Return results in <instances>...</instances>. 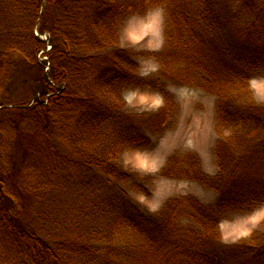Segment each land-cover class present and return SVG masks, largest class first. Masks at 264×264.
Segmentation results:
<instances>
[{
    "label": "trees",
    "instance_id": "16d2710c",
    "mask_svg": "<svg viewBox=\"0 0 264 264\" xmlns=\"http://www.w3.org/2000/svg\"><path fill=\"white\" fill-rule=\"evenodd\" d=\"M159 6L165 49L122 48L124 22ZM146 55L158 73L141 75ZM261 72L264 0H0V264H264L263 233L227 244L220 230L228 212L264 204V102L250 87ZM168 84L216 96L217 173L186 153L159 176L219 196L152 213L120 157L168 127ZM142 87L166 105L128 112L126 90Z\"/></svg>",
    "mask_w": 264,
    "mask_h": 264
},
{
    "label": "crops",
    "instance_id": "0c3cea01",
    "mask_svg": "<svg viewBox=\"0 0 264 264\" xmlns=\"http://www.w3.org/2000/svg\"><path fill=\"white\" fill-rule=\"evenodd\" d=\"M163 22L164 15L163 10L160 7L152 8L144 14L133 15L129 17L124 22L119 32L120 46L122 48H134L138 51L143 52L161 51L165 46ZM140 63V73L142 76L152 75L159 71V63L157 62L140 61ZM194 89L195 88L186 85H167L168 92L178 103V109H176V111L173 107V113L170 122L175 115H177V121L178 116L181 113H187L186 120L188 123L185 124L190 125L192 121L194 122L193 134H195L197 130L199 133L202 130L203 124L201 123L202 118L200 116V114L202 113V109L201 107H199L198 109L196 107L184 108L182 107L181 103H183V98H188L191 95H196L197 97V92H195ZM124 97L126 100V108L128 112L141 113L143 112V110L158 111L164 107V95L159 90L153 87L129 88L126 90ZM143 104H147V106L144 108H140L143 107ZM168 127L164 130V132H167L171 126L169 128ZM190 127H192V125ZM210 130L211 128L209 127V131L207 132L208 135L206 136L205 151H201L198 148V145H196L197 141L194 135V137L189 138L185 143L179 145L178 147H175L173 151L168 152L164 160H158L157 158L152 157V155L147 151H134L130 155L132 164L131 167L133 168V170L146 172L148 173L147 175L153 173V175H156V178H158L160 182L163 183L164 188L173 187L177 189L176 191L168 194L166 198L185 195H194L199 197L202 192V189L200 187L202 186V184H200L199 182L186 179L161 177L159 176V173L164 167H166L172 156L192 153L198 156V158L200 159L202 170L206 174L215 175L217 173V166L216 159L214 157V144L211 143V136L213 133L211 134ZM154 199H152V202L155 201ZM151 210L156 209L155 207H152ZM263 210L264 208L256 209L246 219L249 223L253 220H261Z\"/></svg>",
    "mask_w": 264,
    "mask_h": 264
},
{
    "label": "rangeland",
    "instance_id": "374dc122",
    "mask_svg": "<svg viewBox=\"0 0 264 264\" xmlns=\"http://www.w3.org/2000/svg\"><path fill=\"white\" fill-rule=\"evenodd\" d=\"M159 7L163 10V15H164L163 23L165 27V19H166L165 10L163 6H159ZM165 46H166V42H165ZM165 46L162 50L165 49ZM144 61L157 62L159 63V70L161 68L160 61L153 56L146 55L142 57L141 62ZM191 87L195 88L194 90L195 92H197V97L196 95L195 96L191 95L188 98H183L182 99L183 103H181V105L184 108L196 107L198 109L199 107H201L202 113L200 114V116L202 118L201 123L203 124L202 125L203 127L200 133L197 130L196 133L193 134L194 122L192 121L191 124L189 123L190 125L185 124L188 123L186 120L187 113L183 112L178 116L177 121H176L177 115L174 116V118L172 119L169 125V127L170 126L171 127L170 128L168 127L169 129L167 132L158 135H152L151 142L148 146L140 147L136 149H128L125 152H123L120 157V162L125 167V169L137 173L140 176L137 179L138 183L143 184L147 188V193L140 192L136 188L135 189L131 187L129 188L130 195L133 197L134 200H136L138 203L141 204V206L145 211L152 213L160 211L169 199L175 198V197L166 198V196L176 191L177 189L173 187L164 188L163 183L160 182V180L156 178V175H153V173L147 175L148 173L146 172H139L133 170V168L131 167L132 165L130 158L131 153H133L136 150L147 151L152 155V157L157 158L158 160H164L168 152L173 151L175 147H178L179 145L185 143L189 138L194 137V135L197 141L196 145H198V148L201 151H205L206 136L208 135L207 132L209 131V127L211 128L210 130L211 134L213 133L211 136V143L214 144V148L219 138L220 130L216 128V104H217L216 96L203 91L197 86H191ZM250 87L255 100L257 102H264V72L257 74L255 77L251 79ZM172 100H173L174 109L176 111V109H178V103L176 102L175 99L172 98ZM166 103L167 100L164 97V105H166ZM146 106L147 104H143V107L140 108H144ZM144 111L145 112L148 111V113L157 112L156 110H152V111L143 110V112ZM191 125L192 127H190ZM142 177H147L148 179L146 180V178H142ZM200 187L202 189V192L199 195V197L198 196L195 197L205 204L208 205L214 204L219 196L218 193L215 190L210 189L204 185ZM176 197H180V196H176ZM152 199H154L155 201L152 202ZM152 207H155L156 210H151ZM258 208H264V204L257 206L251 211L236 210V211L228 212L220 222V230H221L223 242L227 244L236 243L242 239L250 237L254 232H260L264 234V213H262L261 220H255V221L253 220L252 222L249 223L248 220L246 219L250 214H252V212H254ZM186 223L189 222L185 221L184 224Z\"/></svg>",
    "mask_w": 264,
    "mask_h": 264
},
{
    "label": "bare ground",
    "instance_id": "6f19581e",
    "mask_svg": "<svg viewBox=\"0 0 264 264\" xmlns=\"http://www.w3.org/2000/svg\"><path fill=\"white\" fill-rule=\"evenodd\" d=\"M264 213V212H263Z\"/></svg>",
    "mask_w": 264,
    "mask_h": 264
}]
</instances>
